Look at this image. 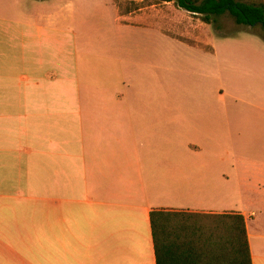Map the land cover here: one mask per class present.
<instances>
[{"label":"crops","instance_id":"0c3cea01","mask_svg":"<svg viewBox=\"0 0 264 264\" xmlns=\"http://www.w3.org/2000/svg\"><path fill=\"white\" fill-rule=\"evenodd\" d=\"M133 1L65 0L154 37L110 42L116 56L93 63L96 78L124 72L134 47L161 58L164 37L214 53L209 33L187 38L172 18L177 32H164L160 11L186 10L121 7ZM51 2L0 0V264H156L154 209L239 213L251 263L264 264V42L239 43L224 104L199 114L202 141L180 142L178 109L166 126L161 106L84 91L80 64L57 74Z\"/></svg>","mask_w":264,"mask_h":264},{"label":"rangeland","instance_id":"374dc122","mask_svg":"<svg viewBox=\"0 0 264 264\" xmlns=\"http://www.w3.org/2000/svg\"><path fill=\"white\" fill-rule=\"evenodd\" d=\"M129 3L132 4L121 7H178L175 3L164 4L160 0ZM64 4L65 0H52L50 11L51 60L57 74L60 63L72 66L80 64V85L84 91L91 88L109 89L118 92V96H123L130 105L161 106L162 120L166 126L171 125L170 110L178 109L180 142L182 133L202 141L199 114L206 112L207 108L214 114L224 104V87L232 80L226 68L235 62L236 52L241 49L239 43L264 42L261 25L235 24L228 13L212 16L210 23H205L200 16L188 11H160L163 14L164 32H177L170 22L172 18L176 25L181 26V32L187 38L204 37L209 33L206 39L213 45L214 53L171 43L164 37L161 58L158 53L155 54L153 46L142 45L143 53L140 55L133 52L138 50L134 47L125 53L129 64L124 72L115 65L110 76L96 78L95 74L92 75L95 70L92 66H96L93 63L107 61L106 56H116L114 52L117 49L111 48L110 42L125 38L142 42L154 37L147 32L118 29L114 11H72ZM213 147L218 150V144L212 143V150Z\"/></svg>","mask_w":264,"mask_h":264},{"label":"trees","instance_id":"16d2710c","mask_svg":"<svg viewBox=\"0 0 264 264\" xmlns=\"http://www.w3.org/2000/svg\"><path fill=\"white\" fill-rule=\"evenodd\" d=\"M198 15L205 23L228 13L235 24L261 25L264 0H160ZM150 225L156 264H252L246 225L239 213L154 209Z\"/></svg>","mask_w":264,"mask_h":264}]
</instances>
